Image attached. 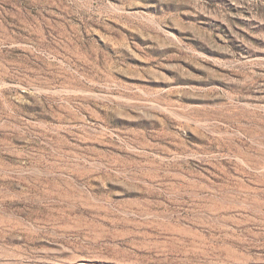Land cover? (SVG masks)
<instances>
[{
    "label": "rangeland",
    "instance_id": "1",
    "mask_svg": "<svg viewBox=\"0 0 264 264\" xmlns=\"http://www.w3.org/2000/svg\"><path fill=\"white\" fill-rule=\"evenodd\" d=\"M109 260L264 264V0H0V264Z\"/></svg>",
    "mask_w": 264,
    "mask_h": 264
},
{
    "label": "trees",
    "instance_id": "2",
    "mask_svg": "<svg viewBox=\"0 0 264 264\" xmlns=\"http://www.w3.org/2000/svg\"><path fill=\"white\" fill-rule=\"evenodd\" d=\"M107 255H109V257H114L113 255H111V254H107ZM110 259H112V258H110ZM106 264H119L118 262H116V261H113V260H109L108 262H105Z\"/></svg>",
    "mask_w": 264,
    "mask_h": 264
}]
</instances>
